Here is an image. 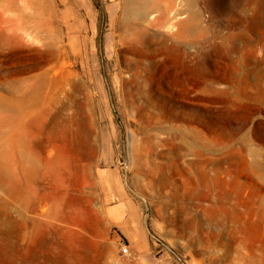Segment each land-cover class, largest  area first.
<instances>
[{
	"label": "rangeland",
	"instance_id": "rangeland-1",
	"mask_svg": "<svg viewBox=\"0 0 264 264\" xmlns=\"http://www.w3.org/2000/svg\"><path fill=\"white\" fill-rule=\"evenodd\" d=\"M116 5L21 0L1 40L0 264H264V0H198L138 65Z\"/></svg>",
	"mask_w": 264,
	"mask_h": 264
},
{
	"label": "bare ground",
	"instance_id": "bare-ground-1",
	"mask_svg": "<svg viewBox=\"0 0 264 264\" xmlns=\"http://www.w3.org/2000/svg\"><path fill=\"white\" fill-rule=\"evenodd\" d=\"M116 1H117V5L114 8V10L116 9V13L120 18L119 20L120 40L119 39L118 40L121 42L120 45L123 46V50L125 47V50H129L132 53L133 61L136 65L144 64V62H147L146 60L148 58V54H147L148 48H146V45L148 44V41L151 39L152 37L151 35L153 34L152 33L150 35V33H148L149 29L169 25L171 26V30H175L174 35L178 38L181 37L183 35V32L185 31H189V32L194 31V27L192 26L191 21L189 20V18H184V14L186 12H189L191 14L193 12V10L191 9L195 7L198 0H116ZM229 1L231 2L232 0ZM233 1L236 2L238 0H233ZM242 1L244 0H241V2ZM20 3L21 0H0V43L1 40H13V41L16 40L17 42L21 40V35L18 34V32H21ZM9 13L11 14L15 13L16 15L11 17L9 16ZM4 32L9 33L8 36L5 37ZM133 67L135 68V66ZM254 74L258 75L260 73L259 72L257 73L254 69L250 67L249 76L252 77L254 76ZM56 157L55 158L59 162V159H61L60 155L57 154ZM59 179L60 177L58 178V180ZM58 185H60V183Z\"/></svg>",
	"mask_w": 264,
	"mask_h": 264
},
{
	"label": "built area",
	"instance_id": "built-area-1",
	"mask_svg": "<svg viewBox=\"0 0 264 264\" xmlns=\"http://www.w3.org/2000/svg\"><path fill=\"white\" fill-rule=\"evenodd\" d=\"M121 251H122L123 254H127L128 249H127V247L125 245H123L122 248H121Z\"/></svg>",
	"mask_w": 264,
	"mask_h": 264
}]
</instances>
